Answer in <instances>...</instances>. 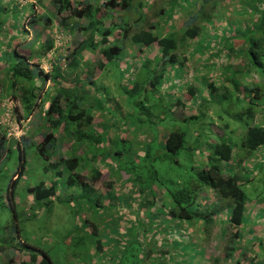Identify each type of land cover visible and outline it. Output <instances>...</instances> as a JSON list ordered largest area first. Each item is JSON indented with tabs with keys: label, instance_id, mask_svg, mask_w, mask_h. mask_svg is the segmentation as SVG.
<instances>
[{
	"label": "trees",
	"instance_id": "1",
	"mask_svg": "<svg viewBox=\"0 0 264 264\" xmlns=\"http://www.w3.org/2000/svg\"><path fill=\"white\" fill-rule=\"evenodd\" d=\"M49 1L53 14L36 13L35 3L25 4L27 9L21 12L23 7L16 0L5 6L0 2V82L4 85L0 117L4 102L12 99L17 123L31 115L37 121L20 141L7 138L8 128L0 125L1 264H53L46 252L21 240L24 209L49 210L60 202L58 191L68 187L86 186V192L102 194L110 189L111 184L98 183L99 171L93 170L94 180L78 172L81 160L68 142L73 138L99 146L102 136L94 139L92 124L95 107L104 101L98 96L103 89L96 87V80L106 81L109 67L127 69L131 75L127 102L133 95L147 101L148 92L161 98L165 93L161 90H170L175 111L168 116V125L180 121L200 127L202 118L208 117L201 113L205 106L206 112H215L220 135L214 136L208 126L206 133L196 136V149L202 157L199 167L180 174L171 186L154 174L158 191L145 189L140 196L135 191L139 205L129 211L135 217L126 210L129 216L124 224L118 218L107 223L114 227L107 233L106 244L123 239L130 246L141 238L146 244L162 247L187 236V229L202 227L199 243L204 251L208 244L226 246L222 258L208 255L206 264H264L263 240L256 239L253 227L250 231L242 227L255 217L254 211H260L249 209L244 188L253 176L264 173V0ZM39 6L45 9L40 2ZM16 23L30 38L26 42L22 33L23 45L12 47ZM46 103L48 108L43 111ZM156 107L154 101L152 108ZM184 140L181 132H168L162 143L165 153L158 159L176 163ZM64 147H68L65 154ZM94 157L89 159L92 165ZM147 157L148 150L143 158ZM34 160L43 165L29 173L27 167ZM82 162L88 164L86 159ZM259 198L257 202L262 203L264 199ZM93 201L87 200L89 206L99 210ZM145 210L142 221L140 212ZM84 223L93 237L97 229L88 220ZM134 227L136 233H131ZM167 230L170 233L162 239ZM254 240L259 250L248 251ZM246 242L243 247L239 244ZM99 244L97 241L96 254L101 256ZM257 252L260 258L255 256ZM132 257L130 253L129 262Z\"/></svg>",
	"mask_w": 264,
	"mask_h": 264
},
{
	"label": "rangeland",
	"instance_id": "2",
	"mask_svg": "<svg viewBox=\"0 0 264 264\" xmlns=\"http://www.w3.org/2000/svg\"><path fill=\"white\" fill-rule=\"evenodd\" d=\"M25 1L28 2L23 4L18 2L23 7L20 8L21 12L27 9L25 4L30 5L32 3H35L34 9L36 13L45 11L53 14L54 12L49 0ZM0 2L4 6L8 4L6 0H0ZM39 2L45 9L40 8ZM7 23L10 24L11 21ZM22 33L24 35L23 39L28 42L30 35L27 34V31L22 30L21 24L16 23L15 30L11 34L12 47L14 45H23L20 37ZM44 37L45 35H42L41 40ZM3 42H5L4 39L2 40ZM62 54L64 55L65 53ZM44 68L47 70V66L44 65ZM107 69L110 71L105 75L107 76L106 81L101 77L96 80V87L99 86L103 89L98 94L99 98L101 97L102 101H104H101L102 105L110 102L104 105L108 109L102 108V105H97L95 107L97 113L93 115V135L94 139L102 136L100 146L95 147L90 141H84L81 144L80 142H75L73 138H70L68 142L71 143L74 149L83 151L84 154L81 159L88 160L87 169H90L89 164L91 163L87 156L95 154L92 162L94 163L93 168L99 171L97 172L98 174L100 173L101 181L98 183H100V186L103 184L107 185V183L111 184L110 189L107 193L102 194L94 186L95 193L86 192V186L83 189L80 186L68 187L58 191L60 202H55L54 207L49 210L37 212L33 208L24 209V213L21 214L22 221L20 224L21 240L38 248L40 251L46 252L53 264H206L205 257H208V255L222 258L226 246L217 245L215 247V244H213L214 246L208 244L205 251L201 248L203 244L199 242H202L200 238L202 227L187 229L189 232L187 236L182 235V239L176 237L174 238L176 241L173 244H162V247L160 244H146L145 240L143 241L141 238L133 241L130 246L122 242L123 239H118L121 242L113 240L110 245L106 244L109 240L107 233L114 227L107 223H114V218H118L121 221L123 219L122 223L124 224V220L129 215L132 218L135 217V213H129L130 209H135L133 205H139L138 197L135 198V191H139V196L141 193H145L143 192L145 189L148 191L156 189L158 191V183L153 178L154 174H157V177L165 185L171 186L178 180L180 174L190 171L191 167H199L198 162L202 160V157L201 152L196 149V136L199 133H206L208 126H210L214 136L220 135L217 132V127L220 123L215 120V112H206L205 106H202L201 113L203 116L207 115L208 117L202 118L200 127L196 124L194 125L193 122L182 123L180 121L173 122L174 126L168 125V116L173 115L175 111V96L170 94V90H161V92H165L161 98L148 92L147 101H143V97L136 99V96L133 95L130 101L127 102L126 93L131 88V84L128 82L131 75L128 74V70L114 67ZM168 77L169 74L166 78L167 80ZM0 79L2 78L0 77ZM169 82L170 78L167 83ZM1 88L4 89V85L0 82V91L3 93ZM48 88L51 89V86ZM107 98L111 101H107ZM154 101H156V109L152 108ZM160 104L162 109H159ZM47 108L48 105L44 106L43 111H46ZM163 117L166 120L160 122L159 120ZM34 121L33 123L37 122L35 119ZM35 126L36 124H33V127L31 126L32 130ZM11 127L13 131L15 125L13 126L12 124ZM80 130H84V128L81 127ZM171 131H178L185 135L183 149L177 154L176 163L172 160L158 159V156L165 153L162 150V143L166 139L168 132ZM121 139L129 143L122 142ZM147 146H149V149L146 148ZM87 148L89 150L85 152ZM147 150L148 157L143 158ZM67 151L68 147H64L63 152ZM38 161L34 160L33 166L27 167L28 172L31 169L35 170V173L40 170L43 164ZM97 162L100 165H97ZM92 176L89 175L90 178ZM48 177L49 174H46V178ZM253 177L252 183L249 184L248 188L244 189L249 196V205L251 207L249 209L256 208L260 211H254L256 212L255 217L251 219V222L247 219L242 227H245L246 231H250L253 227L252 232L256 239H262L264 242V200L262 203L257 202L259 195L264 199V173ZM66 178L67 175L64 176V181ZM109 180L112 182H108ZM106 185L104 189H106ZM65 197H69V200ZM89 199L91 201L94 199L96 202H93L100 209L93 211L87 202ZM110 199L114 200L109 205ZM93 202H91V205ZM252 205L255 206L253 207ZM126 210L129 214L128 216L125 214ZM146 212V210L143 211V214L140 212L139 219L143 221L144 215H147ZM85 220L91 222L97 229L93 237L88 235L89 231L85 228ZM255 221L257 223L254 226L252 222L255 223ZM120 232L127 233L126 229H121ZM131 233H136L135 227ZM168 233H170L168 230L165 233L163 232L162 239L166 238L164 236ZM245 238L248 241L249 238L246 235ZM97 241H99L103 252L101 256L98 253L96 254ZM152 242L155 243L154 240ZM239 244L243 247L246 246L247 242ZM256 245L255 240L253 243L251 242L248 251L259 250ZM107 250L109 251L107 252ZM130 253H133L131 262H129ZM151 253H153L152 257L148 260ZM195 254H197L196 257H194ZM253 254L254 251H252ZM259 254L260 252H257L255 256L260 258Z\"/></svg>",
	"mask_w": 264,
	"mask_h": 264
},
{
	"label": "built area",
	"instance_id": "3",
	"mask_svg": "<svg viewBox=\"0 0 264 264\" xmlns=\"http://www.w3.org/2000/svg\"><path fill=\"white\" fill-rule=\"evenodd\" d=\"M6 1H9V0H6ZM16 1L17 2H21V4H23L25 2H28V1H25V0H16ZM44 65L47 66L45 63H44ZM44 65L42 66L43 70L47 71L44 68ZM47 69H48V67H47ZM14 106H15V102L12 99L7 101V102H4V104H3L4 112H3L2 116L0 117V125H3V126L8 128L7 138L14 137V138L17 139L23 134V132L19 128V125H18V123L15 120V116H14V113H13V107ZM12 124H13V126L15 125V128H14L15 130L13 129V131L11 130L12 129V127H11Z\"/></svg>",
	"mask_w": 264,
	"mask_h": 264
},
{
	"label": "crops",
	"instance_id": "4",
	"mask_svg": "<svg viewBox=\"0 0 264 264\" xmlns=\"http://www.w3.org/2000/svg\"><path fill=\"white\" fill-rule=\"evenodd\" d=\"M46 105H48V103H46L44 106H46ZM69 145H71V143L69 144ZM100 146V145H99ZM61 151H62V153H64L63 152V149H61ZM61 153V154H62ZM65 154V153H64ZM68 154V153H67ZM67 154H66V156L65 157H68L67 156ZM76 156H78L79 157V159L81 160V162L79 163V165H77V169H78V172L80 173V174H82V176L84 177V178H86V179H89V180H91L90 179V177H89V175H94V172H93V170H95L94 168H93V165L92 164H90L91 166H90V169H86V171H85V167L87 168V165L86 164H84L83 162H82V157H83V151L81 150V149H77L76 151H75V153H74ZM90 156L91 155H88L87 156V158L88 159H90ZM87 160V159H86ZM82 165V166H81ZM97 165H100V164H97ZM84 170V171H83ZM92 178V177H91ZM92 180H94V179H92ZM101 181V180H100ZM93 182V181H92ZM108 182H111L110 180L108 181ZM257 212V211H256ZM256 212H254L253 214H255Z\"/></svg>",
	"mask_w": 264,
	"mask_h": 264
},
{
	"label": "clouds",
	"instance_id": "5",
	"mask_svg": "<svg viewBox=\"0 0 264 264\" xmlns=\"http://www.w3.org/2000/svg\"><path fill=\"white\" fill-rule=\"evenodd\" d=\"M7 2V1H6ZM5 2V3H6ZM64 37V36H63ZM64 39H65V41H66V38L64 37ZM44 108V107H43ZM45 111V110H44ZM15 116V115H14ZM33 121H34V116L33 115H31V116H29L26 120H22V121H20V123H18V125H19V128L22 130V132H23V134L19 137V138H15L16 140H18V141H20V138H24V137H26V135H25V133H27V131H29L30 130V128H31V125L33 124ZM7 137V136H6ZM94 176V175H93ZM93 176H92V178H93ZM92 178H90V179H92Z\"/></svg>",
	"mask_w": 264,
	"mask_h": 264
}]
</instances>
